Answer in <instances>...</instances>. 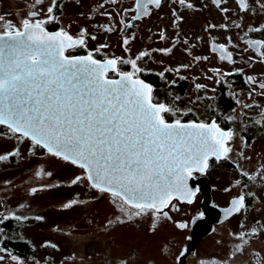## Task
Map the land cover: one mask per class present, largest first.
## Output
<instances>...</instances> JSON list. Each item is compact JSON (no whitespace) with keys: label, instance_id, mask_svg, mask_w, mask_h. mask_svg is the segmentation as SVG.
<instances>
[{"label":"flooded vegetation","instance_id":"flooded-vegetation-1","mask_svg":"<svg viewBox=\"0 0 264 264\" xmlns=\"http://www.w3.org/2000/svg\"><path fill=\"white\" fill-rule=\"evenodd\" d=\"M246 3L248 10L241 11L237 0L215 3L213 0H185L183 5L179 0H161L159 7L150 6L148 15L133 21L135 12L125 13L124 10L134 8V0H116V3L112 0H56L54 19L46 23V30L56 32L63 28L74 38L82 29L85 31V45L68 49L65 55L86 56L92 52L95 59L103 61L106 57L135 59L141 52H147L149 55L137 61V66L143 70L137 75L152 85L154 102L177 110L175 115L166 113V120L180 119L185 123L215 120L221 129L234 133L229 142L232 149L229 158L219 161L211 158L204 173H194L195 178H190L191 188L198 191L193 202L172 199L163 209L167 217L161 212L154 218L151 212H146L128 219L120 212L118 202L108 193L90 188L85 180L87 188L95 194L92 201H88L91 214L87 215V211L86 218L92 222L93 229L109 241L108 245L105 240L102 245L93 242V246L101 245L105 253L103 258L86 261V264H264V95L259 88V83L264 82V58L260 56V51L264 50H256L246 43L264 40V30L249 31L264 25V9L259 7L257 0H246ZM50 4L51 0H41L39 5L35 0H0V16L16 25L30 11L38 12V18L45 19ZM224 8L228 11L223 12ZM176 16L180 17L179 21ZM2 26L0 22V30ZM106 28L112 30L106 31ZM125 38L129 41L127 45L123 43ZM219 44H224L232 53L234 63L221 60L219 50L213 51V46ZM100 45L107 47L100 48ZM161 49L171 51L165 53ZM150 58H155L157 65L145 66L144 62ZM183 58L186 60L181 61ZM119 70L130 72L132 68L130 64H120ZM248 76L255 77L256 83L248 82ZM109 77L117 76L110 72ZM196 84L205 87L197 90ZM0 134L15 143L14 148L1 155L7 159L0 162L16 164L22 156L20 144L24 142H27L25 154L30 158L49 156L62 160L34 147L27 139H18L4 125H0ZM36 167L35 173L56 175V171L45 168L47 165ZM245 172L257 179L249 180L242 175ZM30 181L33 185L29 186L28 194H38L45 188L54 195L22 211L14 210L15 207L0 211V217L10 215L0 224V247L6 249L0 252L4 257L0 264H62V255L52 254L61 252L60 240L56 242L53 236L35 244L25 229L46 223L44 220L48 218L53 221L52 234L58 233L60 228L56 225L61 212L71 213L69 220L76 219L81 214L80 203L77 196L61 195L62 181ZM33 188L37 189L34 193ZM240 194H246L245 207L225 216L224 209ZM33 197L36 196L30 198ZM72 200L77 203L67 209L63 207ZM96 213L101 219L92 221ZM15 216L27 219L18 221ZM37 216L43 219L36 220ZM179 223L186 227L177 228ZM252 229L257 230L255 235L251 234ZM242 232L249 234L244 241L238 238ZM38 247L43 254L37 257ZM9 253L19 261H12Z\"/></svg>","mask_w":264,"mask_h":264},{"label":"snow or ice","instance_id":"snow-or-ice-1","mask_svg":"<svg viewBox=\"0 0 264 264\" xmlns=\"http://www.w3.org/2000/svg\"><path fill=\"white\" fill-rule=\"evenodd\" d=\"M237 2L241 11L248 10L246 0ZM257 2L264 9V2ZM35 3L39 5L41 0ZM134 3V8L124 10L125 13L135 12L133 21L148 15L150 6L159 7L161 0H134ZM179 3L183 5L185 0ZM55 6L56 0H51L45 19L38 18V12L30 11L18 25L0 16L3 22L0 30V125L6 126L18 139H27L34 147L79 167L83 175L76 176L71 184L86 180L90 188L108 193L128 219L146 212H151L155 218L174 198L191 204L198 189L190 188L188 180L194 179L196 172L204 173L211 158L217 161L229 158L232 152L229 142L234 133L221 129L215 120L211 123L166 120V113L175 115L177 110L154 102L152 85L137 75L143 71L137 61L149 55L147 52H141L135 59L106 57L103 61L95 59L92 52L86 56L65 55L68 49L85 45V31L82 29L76 38L63 28L48 32L45 25L54 19ZM179 19L176 16V20ZM261 30L264 25L249 29ZM128 42L127 38L123 41L125 45ZM246 43L256 50H264V40ZM104 47L107 45H100ZM217 50L221 60L235 62L224 44L214 45L213 51ZM160 51L167 53L171 49ZM260 56L264 58V51H260ZM248 59L251 61L252 57ZM120 64H130L132 71L119 70ZM110 72L119 79L110 78ZM247 81L256 83L253 76H248ZM195 87L199 90L205 85L196 84ZM259 88L264 95V82L259 83ZM4 159L7 157L0 156V160ZM36 175L40 176L41 172ZM242 175L249 180L257 179L246 172ZM31 191L34 193L37 189ZM245 200L246 194L234 198L231 206L224 209L225 216L240 212ZM76 203L72 200L63 207L67 209ZM163 216L167 217L168 213L163 212ZM9 218L10 215H3L0 224ZM15 219L27 218L15 216ZM35 219L43 218L37 216ZM176 227L183 229L186 225L179 223ZM256 231L252 229L251 234L255 235ZM246 235L249 234L242 232L238 238L244 241ZM5 251L0 247V252ZM9 255L12 261H19L17 256ZM3 259L0 256V261Z\"/></svg>","mask_w":264,"mask_h":264},{"label":"rangeland","instance_id":"rangeland-1","mask_svg":"<svg viewBox=\"0 0 264 264\" xmlns=\"http://www.w3.org/2000/svg\"><path fill=\"white\" fill-rule=\"evenodd\" d=\"M154 59L155 58H150L148 61L144 62V65L148 67L157 65L155 63L156 59ZM185 60L186 59L183 58L181 61ZM166 61L171 62L169 59ZM190 71L194 72V69H190ZM196 72H198V70H195V73ZM25 143L27 142L21 143V147L18 146L22 156L16 164L15 162H0V211H8L13 207H15L14 210L16 211H22L28 209L30 204L33 205L38 202H43L49 195H54L47 192L45 188L41 189L42 191L38 194H28V189H30L29 186L33 185L30 179L41 183L49 180L62 181L61 195L63 197L77 196L80 203L79 214H81L78 215L76 219L69 220L71 213L61 212V217L59 216L60 219L57 221L56 225L60 228L58 233L52 234L50 225L53 221L48 218L44 220L46 223L27 227L25 233L29 235L35 244L41 242L44 238L52 239L53 236L56 237V242L60 240L61 252H53L52 254H61L62 264H86V261L90 262V260L93 259L103 258L105 252L101 250V245L103 244V240H105L106 245L109 244V241L105 239L100 231H95L92 224H90L92 222L86 218V212L90 207L88 201L91 202L95 194L87 188L85 180L75 185L71 184L72 179L78 175H83V170L69 162L49 158V156L44 158H30L25 154V149L27 147ZM14 147L15 143L11 138L0 136V156L6 154L8 150ZM33 164L35 167H32ZM36 165L38 167H45V165H47V167H45L46 169L56 171L55 177H49L48 175L36 176L34 172V170H36L35 168H37ZM31 174L34 177H32ZM32 196L36 197L30 198ZM88 213L87 215L91 214ZM97 215L98 213L93 215L94 218L92 221L101 219L97 217ZM93 242L100 243L101 245L99 247L93 246ZM92 250L95 252L92 253ZM41 251L42 248H36L35 254L37 257L43 254V251ZM113 253L116 254L117 252L113 251Z\"/></svg>","mask_w":264,"mask_h":264},{"label":"water","instance_id":"water-1","mask_svg":"<svg viewBox=\"0 0 264 264\" xmlns=\"http://www.w3.org/2000/svg\"><path fill=\"white\" fill-rule=\"evenodd\" d=\"M114 79H119V77L117 76L116 78ZM188 186L191 188V183H190V179L188 180Z\"/></svg>","mask_w":264,"mask_h":264}]
</instances>
